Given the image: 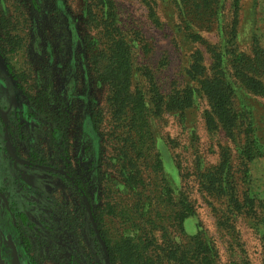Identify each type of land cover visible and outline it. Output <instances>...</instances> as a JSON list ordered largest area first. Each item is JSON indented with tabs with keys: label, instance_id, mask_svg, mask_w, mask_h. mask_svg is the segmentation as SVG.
I'll use <instances>...</instances> for the list:
<instances>
[{
	"label": "rangeland",
	"instance_id": "374dc122",
	"mask_svg": "<svg viewBox=\"0 0 264 264\" xmlns=\"http://www.w3.org/2000/svg\"><path fill=\"white\" fill-rule=\"evenodd\" d=\"M114 1L154 137L151 161H139L147 186L137 195L122 183L126 119L91 61L87 39L98 30L86 21L87 0H0V264H113L79 184L113 242L131 236L162 243L165 231L171 242L183 241L171 220L154 234L145 230V219L168 217L161 208L164 180L174 201L185 196L194 207L185 234L203 232L214 264H264V95L238 88L234 98L238 109L247 105L253 123L250 160L244 157L248 120L234 137L211 131L210 105L189 76L193 54L201 51L209 68L213 45L219 49L224 41L248 55L257 45L264 58V0H222L211 18L206 0ZM260 71L264 83V64ZM187 87L197 89L193 105L173 109ZM223 149L235 172L234 210L229 197L208 193L199 180L200 168L220 164ZM155 156L162 157L160 172L150 167ZM124 211L127 226L115 216Z\"/></svg>",
	"mask_w": 264,
	"mask_h": 264
},
{
	"label": "trees",
	"instance_id": "16d2710c",
	"mask_svg": "<svg viewBox=\"0 0 264 264\" xmlns=\"http://www.w3.org/2000/svg\"><path fill=\"white\" fill-rule=\"evenodd\" d=\"M206 1L210 18L219 16L223 8L222 0ZM183 2V0L179 1L181 6ZM85 13L89 27L98 30L96 35L87 39L94 70L102 78V81L110 86V99L115 111L122 117L125 116L126 119V131L120 139L122 147L125 149L122 154L124 159L122 183L130 192L137 195L142 191L141 188L145 189L147 186L139 161L143 159L151 161L152 142H154L146 93L141 86L133 84L135 71L132 46L127 41L119 22L115 1L87 0ZM213 46L210 67H205L202 52L196 51L193 54L189 76L197 81L199 91L210 105L206 120L211 131L221 129L228 136L234 137L237 129H239L238 131L242 130L243 121L248 120L243 131L246 136V149L248 148L247 151H244V157L251 160L254 155H252L249 144L253 123L250 114L245 111L248 108L247 105L243 103L242 107L238 109L234 104V98L238 95V88L264 95V83L258 79L262 73L260 68L264 64L263 53L257 45H255L252 55H248L244 51L238 52L232 48L229 50L226 41L221 44L219 49L216 45ZM196 91L195 88L187 87L172 100V108L182 111L191 107ZM42 99L37 98L36 100ZM101 120L102 117L99 113L94 115L93 122L96 126L100 124ZM156 157L152 160L154 163L150 164V167L153 166L155 171L160 172L162 171V157ZM222 158L219 165L206 170L200 168L199 180L202 188L208 193L219 198L226 197L227 199L229 197L228 202L233 209L235 206H239V203H237L236 196L235 172H233L230 161L231 154L228 149H223ZM159 187L163 190L161 192L163 202L161 208L168 217L163 216L159 223L151 218L145 219L146 226L149 227L145 230L148 234H154L156 230L160 231V228L164 226L163 223H168L171 220L173 229H176L179 235H184L183 241L179 243L171 242L166 231L163 237L167 239L162 243H154L152 240H156V237H146L143 241L139 240V237L136 239L131 236H122L113 242L105 231L103 214H95L91 197L79 184L78 189L89 209L91 220L98 225L97 240L103 252L113 264H214L216 253L203 232L199 231L194 235L185 234L186 219L196 215L188 198L181 196L179 202L174 201L171 197L170 184L166 180ZM165 196L168 198L165 199ZM232 201L236 202V205ZM111 208L113 210V207ZM147 213L142 216L144 217ZM159 214L164 215L158 210L157 215ZM115 216H120L122 223L128 225L129 215L126 211L117 213ZM167 241L169 245L165 248Z\"/></svg>",
	"mask_w": 264,
	"mask_h": 264
},
{
	"label": "flooded vegetation",
	"instance_id": "af4514ba",
	"mask_svg": "<svg viewBox=\"0 0 264 264\" xmlns=\"http://www.w3.org/2000/svg\"><path fill=\"white\" fill-rule=\"evenodd\" d=\"M4 203H5V202H4ZM5 204H6V203H5ZM7 211H10V210H9V208H8V210H7ZM12 224H15L14 220H12Z\"/></svg>",
	"mask_w": 264,
	"mask_h": 264
}]
</instances>
